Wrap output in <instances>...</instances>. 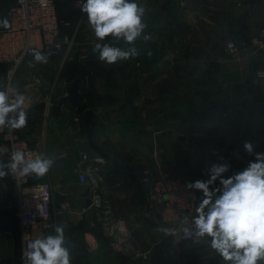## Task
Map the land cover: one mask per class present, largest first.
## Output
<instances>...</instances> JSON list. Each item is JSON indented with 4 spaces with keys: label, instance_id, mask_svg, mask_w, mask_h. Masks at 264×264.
<instances>
[{
    "label": "crops",
    "instance_id": "crops-1",
    "mask_svg": "<svg viewBox=\"0 0 264 264\" xmlns=\"http://www.w3.org/2000/svg\"><path fill=\"white\" fill-rule=\"evenodd\" d=\"M13 2L0 0V21L10 24ZM136 2L145 8L142 36L132 45L111 37L101 43L135 47L138 56L111 65L99 61L93 47L100 41L87 15L74 1L57 0L58 17L67 23L61 39L70 37L72 45L54 52L36 34L15 78L16 88L30 98L22 138L55 160L45 176L33 180L53 190L51 219L35 227L33 235L53 234L52 226L63 223L72 264H230L211 249L210 238L185 241L179 226L162 223L160 210L149 208L141 179L148 172H167L185 182L206 181L215 163L230 165L223 174L227 178L254 160L244 150L246 141L255 152H264V112L251 108L260 102L258 91L264 94L259 76L264 50L256 52L251 45L264 25V0ZM8 28L0 26V32ZM229 39L240 47L235 57L226 50ZM32 50L51 53L47 63L34 62ZM34 77L43 81L35 89L30 86ZM228 98L229 113L211 115L216 103ZM0 145L6 149L0 161L8 163L3 133ZM83 156L84 170L100 168L96 188L79 181ZM114 160L124 170L114 168ZM212 187H220L219 180ZM196 192L201 200L202 192ZM97 195L115 219L126 223L131 232L126 243L118 244L102 230L97 210L90 207ZM18 212L8 175L0 179V264H23Z\"/></svg>",
    "mask_w": 264,
    "mask_h": 264
},
{
    "label": "clouds",
    "instance_id": "clouds-1",
    "mask_svg": "<svg viewBox=\"0 0 264 264\" xmlns=\"http://www.w3.org/2000/svg\"><path fill=\"white\" fill-rule=\"evenodd\" d=\"M80 10L87 15L88 23L98 41L93 53L99 61L115 64L139 55L135 47L127 50L101 43L106 38L123 40L132 45L146 28L143 21L145 8L136 0H82ZM0 26L10 27L7 19ZM148 40L150 37L144 35ZM32 50L34 62L47 63L48 55ZM150 54V53H149ZM31 66V65H30ZM30 98L13 89L10 93L0 88V133H11L28 124V110L25 105ZM244 150L254 156L248 166L225 178L228 163H215L208 169L206 181L196 180L186 183V188L202 192L200 203L191 217L194 231L185 233L197 239L210 238V247L223 261L230 264H262L264 262V152H255L254 145L246 141ZM6 151L0 145V155ZM215 154V153H214ZM221 160L223 157L220 158ZM55 160L43 153L26 155L22 150H12L10 162L0 161V179L19 171L22 176H45ZM219 180L220 187H212ZM188 216L182 223H187ZM53 234L41 233L22 252L23 264H72V253L66 245L65 226H52ZM157 231L175 234L174 229L158 228Z\"/></svg>",
    "mask_w": 264,
    "mask_h": 264
},
{
    "label": "built area",
    "instance_id": "built-area-1",
    "mask_svg": "<svg viewBox=\"0 0 264 264\" xmlns=\"http://www.w3.org/2000/svg\"><path fill=\"white\" fill-rule=\"evenodd\" d=\"M57 0H14L10 10V27L0 32V67L5 65V71L0 70V86L6 88L10 93L13 89L28 97V91L17 89L15 78L27 61L32 41L36 34L42 36L44 45L53 48L54 52L62 49L63 46L70 47L72 39L64 36L61 39V26L67 25L58 17ZM76 8L80 9L79 3L82 0H72ZM251 45L257 51L264 50V25L252 38ZM228 54L235 57L240 52L239 45L233 39L225 43ZM264 77V73L259 75ZM41 78H32L31 87L38 88L42 85ZM68 96V94L66 95ZM28 107V104L25 105ZM62 108H67L63 103ZM4 140L7 146L8 163L12 150H22L26 155L34 156L39 153L37 148L29 147L21 135V130L11 133L5 131ZM86 161L83 156L81 166L77 172L79 181L82 184H90L96 188L97 182L101 179L100 168L92 167L84 170L82 164ZM9 177L17 193L19 200V212L21 230L26 249L35 238L33 230L39 225H45L52 216V187L47 184H35V175L22 176L19 171L10 173ZM142 185L147 190L149 208L160 210L162 223L179 226L182 232V239L201 243L204 239H197L187 235L184 229L194 231L191 217L196 214L195 208L200 203L199 196L195 189H187L186 183L180 178L174 177L167 172H148L142 179ZM98 212L100 226L104 233L114 239L118 244H124L131 236L126 223L115 219L112 209L97 195L90 206ZM185 216L189 217L187 223H182Z\"/></svg>",
    "mask_w": 264,
    "mask_h": 264
},
{
    "label": "water",
    "instance_id": "water-1",
    "mask_svg": "<svg viewBox=\"0 0 264 264\" xmlns=\"http://www.w3.org/2000/svg\"><path fill=\"white\" fill-rule=\"evenodd\" d=\"M78 84L79 82L76 81L72 85V91L71 95L75 99L77 97V89H78ZM257 98L260 101L259 103H255L251 106V108L257 112H264V94H261L260 91L257 93ZM232 107V101L231 98H228L225 102L223 103H216V108L212 110L211 115L219 114H227L231 110ZM112 166L116 168L117 170H124L122 166H120L117 161H112Z\"/></svg>",
    "mask_w": 264,
    "mask_h": 264
},
{
    "label": "trees",
    "instance_id": "trees-1",
    "mask_svg": "<svg viewBox=\"0 0 264 264\" xmlns=\"http://www.w3.org/2000/svg\"><path fill=\"white\" fill-rule=\"evenodd\" d=\"M180 85H176V86H174L175 88L176 87H179ZM247 109H250V108H245V109H243V111H247Z\"/></svg>",
    "mask_w": 264,
    "mask_h": 264
},
{
    "label": "rangeland",
    "instance_id": "rangeland-1",
    "mask_svg": "<svg viewBox=\"0 0 264 264\" xmlns=\"http://www.w3.org/2000/svg\"><path fill=\"white\" fill-rule=\"evenodd\" d=\"M261 27H262V26H261ZM261 27H260V28H261ZM254 36H255V35H254ZM254 36H253V37H254ZM253 37H252V38H253ZM252 48H253V47H252ZM253 49H254V48H253ZM254 50H255L256 52H260V51H257L256 49H254Z\"/></svg>",
    "mask_w": 264,
    "mask_h": 264
}]
</instances>
